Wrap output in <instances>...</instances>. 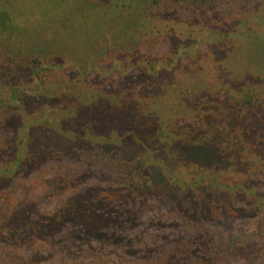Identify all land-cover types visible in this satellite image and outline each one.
<instances>
[{"label":"trees","instance_id":"16d2710c","mask_svg":"<svg viewBox=\"0 0 264 264\" xmlns=\"http://www.w3.org/2000/svg\"><path fill=\"white\" fill-rule=\"evenodd\" d=\"M262 1L136 0L128 8L125 3L121 5L128 12L123 13L124 21L116 18L117 26L114 22L106 24L122 34L106 30L53 47L48 30L40 28L31 48L23 50L16 43L0 45V132L4 135L0 136V226H7L11 234L32 231L49 238L54 235L56 244V227L64 213L41 212L33 198L14 204L13 187L28 185L41 175L60 174L64 169L65 176L56 177L58 185L72 188L79 177L76 170L81 169L91 175L95 186L74 194L73 212L99 205L117 209L120 215L131 203L132 211L138 213L146 173L154 171L157 188L172 197L158 195V200L168 201L170 214L181 223L182 236L176 246L161 249L157 257L144 264L179 260L223 264L219 253L229 256L236 251H263L264 192L260 189L264 187V136H232L227 125L249 119L247 116L256 125V117H264V36L258 40L263 49L253 50L246 57L254 66H244L241 76L229 61L223 64L226 52L229 56L228 52L242 50L235 45L237 28L216 34L218 42H224V51L213 43V57H200L193 48L201 43L194 37L202 29L201 22L174 13L177 9L184 13L208 9L251 20L258 16L256 6ZM111 3L102 1L89 7L97 10ZM14 22L10 13L0 9V35L12 41L19 38L14 35L20 31ZM262 23L264 26V18ZM162 42L171 46L165 55L143 53ZM113 77L126 80L119 93L112 85ZM47 104L52 115L63 110L67 113L69 118L62 119L74 125L76 136H59L68 134L64 121L62 130L39 129L48 136H20L19 132L32 128L33 122L44 120ZM35 109L44 110L38 116ZM160 110H169L171 121L152 116ZM143 114L149 122L136 119ZM178 119L193 121L209 135L163 136L161 130L155 136H139L141 133L136 132L137 126L148 133L161 125H174ZM99 123L106 129H98ZM109 125L113 128L108 129ZM126 128L131 136H123ZM87 129L90 136H85ZM111 129L122 136H109ZM52 154L71 164H42L39 172L28 174ZM17 171L20 173L14 179ZM7 205H14L10 212ZM233 207L262 216L257 231L231 238L227 229H214L211 221H222L223 214L231 213ZM201 235L213 239V246L200 258L195 240ZM18 253L11 245V255Z\"/></svg>","mask_w":264,"mask_h":264},{"label":"rangeland","instance_id":"374dc122","mask_svg":"<svg viewBox=\"0 0 264 264\" xmlns=\"http://www.w3.org/2000/svg\"><path fill=\"white\" fill-rule=\"evenodd\" d=\"M102 1L106 2L108 0H0V9L10 13L15 19L14 23L20 27V31L14 35L19 38H13L12 41L6 35H0V45L10 47L12 43H16V47L20 49L31 48L34 46V42L36 43V41L32 43L33 39L41 33L40 28L48 30V41L53 44V47L65 45L68 40L72 44L74 40H84L85 38H82L87 35L95 36L97 33L106 30L114 34H122L112 26L109 28L106 24L116 21V18L122 19L124 17L123 13L126 15L128 13L127 8L131 6L132 1L136 4V0H112L111 6L98 7L97 10L92 9ZM123 3L127 5V8L121 6ZM177 10H174L176 15L201 22L202 29L194 35L195 40L201 42L196 49L193 48L196 56L198 51L200 57L202 55L212 58L213 54L210 52L215 50V47L211 45L213 43L217 47L222 46V51H224L226 48L224 42H218L220 39L216 34H219L220 31L229 33L232 32L230 30L237 28L238 40H236L235 45L239 44L242 50H235L232 54L228 52L229 56L226 52L223 64L226 65L229 61L232 69L241 76H244L245 73V71H242L244 66L246 69L254 66L253 63H248L246 57L249 56L247 54H250L251 51L254 53L253 50L260 51L263 49L261 42L258 41L264 36V26H262V18H264L263 1L256 6L258 16L251 20H246L245 16L241 18L237 14L233 17L222 16L218 11L208 9L187 13ZM240 20H243L242 23H240ZM82 29L85 31L82 32ZM255 29H257V33L252 35L256 31ZM224 40L227 41V39ZM256 43L258 44L256 45ZM170 50L171 46L167 42H162L157 47L145 50L143 53L159 57ZM262 53L264 54V52ZM226 56H228V59H226ZM198 59L201 60L202 58ZM225 68L232 71L231 67L225 66ZM125 81V79H119L118 77L112 78V85L118 88V91H115L116 93L121 92L120 90L124 87ZM48 108L49 105L47 104L44 120L33 122L32 128H26V130L19 132L20 136H48L39 130L41 128L62 130L64 121L62 118H69V116L64 110L61 111L60 115H52L54 113ZM136 108L140 110L139 107ZM42 110L44 109H35V113L39 116ZM161 112L163 115H159ZM152 116H158L160 119L169 122L172 113L169 110H160L159 113L157 112ZM247 117L251 119L250 116ZM147 118L144 114L143 118L136 116L137 120L149 122ZM249 119L244 117L232 126L227 125L230 135L264 136V117H256V125L250 123ZM45 121H48L49 124ZM64 122L67 125L68 134H59V136H76L74 125L66 123L67 119ZM27 124L30 126L29 121ZM102 127L103 125L100 123L97 125L98 129ZM109 127L110 125L108 129ZM125 130L127 131L122 133L123 136H131L128 128ZM161 130L165 132L163 136H204L205 133L209 135V133L197 127L193 121H184L183 119H178L174 125L168 124L161 125V128L156 127L148 133H144L140 131L138 126L136 127V132L141 133L139 136H155ZM17 132H14V136H17ZM109 133V136H122L115 129H111ZM86 134L85 136H90L89 129L86 130ZM97 134L96 136H100V133ZM0 136H4L2 132H0ZM71 158L74 159L75 157L72 156ZM42 162L38 165L35 164L28 171V174L39 172L42 164L49 166L71 164V161L63 160L56 154L49 155ZM20 171H17L14 179ZM76 171L79 177L77 178V184L72 188H67L63 184L62 187L58 185L56 177L65 176V171L62 169L60 174L50 173L46 177L41 175L38 180L28 185L11 189L10 193L15 195L14 204L16 203V205L21 204L26 198H33L37 200L41 212L51 213L58 210L56 216L59 213H64V215L60 225L56 227L58 228L56 236L59 238L56 244H54V235L49 238L45 235L34 234L32 231L12 232L13 234H11L7 231V226H0L2 231L0 232V264H144L149 258L157 257L161 249L173 248L178 244L182 236L181 223L175 216L170 214L168 201L158 200V195L163 197H169V195L157 188L158 185L153 180L154 171L146 173L147 180L144 183L145 191H143L139 200L141 205L139 212L136 213V209L132 211L130 203L126 211L120 215H118L117 209H102L99 205L91 210L89 207H84L82 210L78 209L79 211L73 212L74 194L95 186V181L90 174L81 172V169ZM263 192L264 187L260 189V193ZM19 200L21 202H18ZM134 204H136V201ZM13 206L8 207L7 205V210L10 212ZM240 210L239 207H233L231 213L227 211L223 214L222 221H211L213 228L227 229V235L231 238L247 232L257 231L262 216L251 215L240 212ZM59 218L56 217V219ZM11 245L16 246L18 254L11 255ZM195 245L197 247L195 252L201 258L204 250H211L213 239L201 235L196 238ZM219 258L221 262L223 261V264H264V250L236 251L229 256L219 253ZM172 264L187 263L179 260L172 262Z\"/></svg>","mask_w":264,"mask_h":264}]
</instances>
